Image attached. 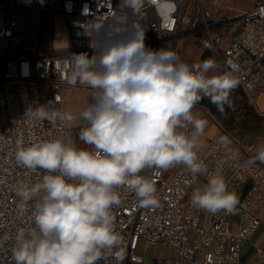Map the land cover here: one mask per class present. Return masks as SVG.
Segmentation results:
<instances>
[{"label": "clouds", "instance_id": "obj_1", "mask_svg": "<svg viewBox=\"0 0 264 264\" xmlns=\"http://www.w3.org/2000/svg\"><path fill=\"white\" fill-rule=\"evenodd\" d=\"M143 3L120 0L108 20L84 27L92 54L66 57L64 82L92 90L79 117L57 108L59 95L25 113L61 128L83 121L79 140L90 147L59 136L17 140L16 164L43 175L39 183L16 187L18 214L28 213L31 202V220L4 237L13 241L15 264H121L123 236L112 212L120 190L134 193L141 207L160 206L155 183L140 175L146 169L159 175L183 166L193 180L207 178L192 191L193 206L211 214L237 212L238 195L221 168L210 173L198 154L208 122L193 109L205 98L221 113L231 106L238 68L229 60V69L210 76L217 68L212 58L189 65L171 49L146 46L138 19L129 20L140 16ZM217 144L229 150L231 140L222 135ZM255 152L247 163L264 164V141Z\"/></svg>", "mask_w": 264, "mask_h": 264}, {"label": "built area", "instance_id": "obj_2", "mask_svg": "<svg viewBox=\"0 0 264 264\" xmlns=\"http://www.w3.org/2000/svg\"><path fill=\"white\" fill-rule=\"evenodd\" d=\"M238 0H195L194 13H187L188 0H144L138 19L145 32V44L153 49L168 48L175 52V43L184 35L198 40L210 52L217 64L216 74L229 69L231 60L238 68L239 85L248 97L264 90V0L249 11L228 15ZM120 0H0V264H15L11 249L18 227L26 226L29 212L18 214L20 183H39L42 172H30L15 162L17 140L31 141L62 137L74 142L72 127L61 128L47 121H30L25 113L29 106L47 104L59 95L57 108L66 111L64 92L70 87L64 82L71 54H92L85 28L91 22H104L113 14ZM211 8H214L213 11ZM127 11V10H125ZM216 11L226 13L218 17ZM64 23L65 44L56 46V20ZM46 19L53 24L50 51L39 50ZM228 30L229 43L224 47ZM251 38V45L245 41ZM206 109L231 140L229 150L209 141L199 151L209 172L222 170L228 188L238 195L244 224L232 230L230 214H211L205 224L203 210L192 204L185 207L189 190L206 183V177L192 179L183 166H176L154 175L145 170L140 175L151 179L160 200L158 208L141 207L134 193L120 190L121 203L114 206L116 230L123 236L121 264H144L139 251L142 243L162 245L173 250L182 264H242V248L259 228L264 210V164L249 165L250 159L243 139L234 134L204 103L194 109ZM232 153L235 155L233 156ZM103 264V262H101ZM250 264H264V249L256 250Z\"/></svg>", "mask_w": 264, "mask_h": 264}, {"label": "crops", "instance_id": "obj_3", "mask_svg": "<svg viewBox=\"0 0 264 264\" xmlns=\"http://www.w3.org/2000/svg\"><path fill=\"white\" fill-rule=\"evenodd\" d=\"M259 0H238L233 4L228 15L235 13H245L249 11ZM231 30H228L227 37L224 40V47L228 46L229 34ZM178 45V44H177ZM203 54L201 55L202 61L209 58L213 59L210 52L203 49ZM216 72L211 71L208 75H214ZM230 101L233 103L236 113L234 114L233 120L231 122H225L224 124L231 129V131L240 136L243 139L244 146L248 152L250 158L254 157L256 152L255 149L257 145L264 141V90L261 94L248 97L245 95L240 87H238L231 93ZM201 103H204L209 109V112L218 116V111L215 105H213L208 99H202ZM197 112L202 114V117L207 120L208 126L205 129L204 136L202 137L204 145L209 141L217 142L220 136H226L225 133L220 129L214 120V117L206 113V109H198ZM231 147V145H230ZM148 170V169H146ZM145 171V170H144ZM202 186L198 184L189 190L186 198L185 207L191 205V194L194 188ZM246 189L243 188L238 194L239 201L245 196ZM211 213L204 212L205 224L209 223ZM244 224V219L241 214L239 206H237L236 214L231 217V228L233 231L237 232L241 229ZM258 248L264 249V210L260 215V225L259 228L250 236L248 242L244 244L242 248V264H250L255 259L256 250ZM139 251L145 257L144 264H182L178 262L175 257L173 250L169 247L158 245V246H148L144 243L140 245Z\"/></svg>", "mask_w": 264, "mask_h": 264}, {"label": "rangeland", "instance_id": "obj_4", "mask_svg": "<svg viewBox=\"0 0 264 264\" xmlns=\"http://www.w3.org/2000/svg\"><path fill=\"white\" fill-rule=\"evenodd\" d=\"M201 2H205V0H200ZM195 0H188L187 13L193 14ZM213 11L214 8H211ZM218 17L224 16L226 13L222 11H216ZM53 38V24L49 19H46L44 23V27L41 33V39L39 43V50L47 52L51 49ZM178 44V45H177ZM175 53L180 57L182 61L185 63L192 65L194 63L202 62L201 55L203 54V47L201 43L195 38L189 37V35H184V37L180 38L178 42L175 43L174 46ZM212 73L216 72V69L211 70ZM3 74V66L0 64V77ZM65 95V107L66 111H71L79 117V113L83 111L84 107L91 100L92 90L89 88H70L64 92ZM230 105H225V110L223 113L219 112L217 109L214 111H218V116H220V120L222 123L231 122L234 118V114L236 113V109L233 103L230 101ZM79 125V126H78ZM80 126H84V122L78 119L77 125H72V130L74 134V140L77 147L80 148H89L90 146L84 144L79 140V130ZM158 246V245H157Z\"/></svg>", "mask_w": 264, "mask_h": 264}, {"label": "bare ground", "instance_id": "obj_5", "mask_svg": "<svg viewBox=\"0 0 264 264\" xmlns=\"http://www.w3.org/2000/svg\"><path fill=\"white\" fill-rule=\"evenodd\" d=\"M56 46L60 47L65 44L66 40L64 38V23L61 18L56 20Z\"/></svg>", "mask_w": 264, "mask_h": 264}]
</instances>
